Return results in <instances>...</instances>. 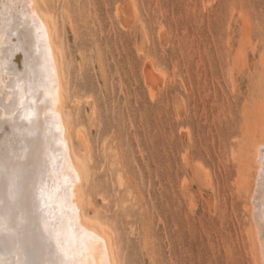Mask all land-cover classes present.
<instances>
[{
    "label": "rangeland",
    "instance_id": "rangeland-1",
    "mask_svg": "<svg viewBox=\"0 0 264 264\" xmlns=\"http://www.w3.org/2000/svg\"><path fill=\"white\" fill-rule=\"evenodd\" d=\"M49 8L91 148L85 192L123 264H261L247 150L264 138V0Z\"/></svg>",
    "mask_w": 264,
    "mask_h": 264
},
{
    "label": "bare ground",
    "instance_id": "bare-ground-1",
    "mask_svg": "<svg viewBox=\"0 0 264 264\" xmlns=\"http://www.w3.org/2000/svg\"><path fill=\"white\" fill-rule=\"evenodd\" d=\"M62 45L49 0H0V166L7 156L16 160L22 173V190L15 201H9L0 178V228L15 224L19 229L17 245L6 240V233L0 235V258L7 264L57 259L46 249L29 250L42 220L49 219L69 254L77 253V261L83 252L84 264H123L119 235L85 192L93 178L91 148L82 128L73 124V107L80 100L69 101ZM27 114L31 119H25ZM73 137L80 143L79 153ZM262 141L247 154L256 169L252 216L264 264ZM42 189L51 192V198L41 200Z\"/></svg>",
    "mask_w": 264,
    "mask_h": 264
},
{
    "label": "snow or ice",
    "instance_id": "snow-or-ice-1",
    "mask_svg": "<svg viewBox=\"0 0 264 264\" xmlns=\"http://www.w3.org/2000/svg\"><path fill=\"white\" fill-rule=\"evenodd\" d=\"M11 7L22 8L23 5H12ZM25 119H31V114H27ZM20 158L22 157H17L16 159ZM21 176L22 173L20 171V166L16 163V160L6 156L3 166H0V178L4 181L9 201H15L22 190ZM45 196L51 198V192H45V190L42 189L40 199L44 200ZM43 207H47L46 201L43 204ZM20 223H23L22 219L20 220ZM18 230V227L13 224L11 227L0 228V235L6 233V240L17 245ZM60 235L61 233L57 231L56 225L51 220L43 219L40 234L34 237L32 247L29 250L35 252L46 249L49 254L55 255L57 259L53 261H25L24 264H84L83 252L78 254L81 259L77 261V253L69 254V249L63 246ZM72 239H74V237ZM0 264H7V262L0 258Z\"/></svg>",
    "mask_w": 264,
    "mask_h": 264
}]
</instances>
